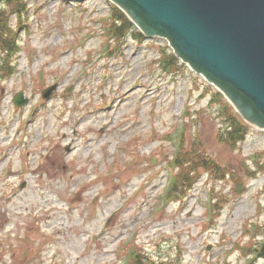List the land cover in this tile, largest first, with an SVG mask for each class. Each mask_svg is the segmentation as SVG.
I'll return each mask as SVG.
<instances>
[{
    "label": "rangeland",
    "instance_id": "374dc122",
    "mask_svg": "<svg viewBox=\"0 0 264 264\" xmlns=\"http://www.w3.org/2000/svg\"><path fill=\"white\" fill-rule=\"evenodd\" d=\"M113 5L0 6V264H263L264 127L220 142L218 90L165 38L111 39ZM177 147L217 167L167 193Z\"/></svg>",
    "mask_w": 264,
    "mask_h": 264
},
{
    "label": "water",
    "instance_id": "95a60500",
    "mask_svg": "<svg viewBox=\"0 0 264 264\" xmlns=\"http://www.w3.org/2000/svg\"><path fill=\"white\" fill-rule=\"evenodd\" d=\"M113 1L147 35L166 37L247 121L264 127V0ZM13 102L26 99L19 92Z\"/></svg>",
    "mask_w": 264,
    "mask_h": 264
},
{
    "label": "trees",
    "instance_id": "16d2710c",
    "mask_svg": "<svg viewBox=\"0 0 264 264\" xmlns=\"http://www.w3.org/2000/svg\"><path fill=\"white\" fill-rule=\"evenodd\" d=\"M3 2L10 4L11 0H4ZM14 2V1H12ZM117 14V25L113 26V32L117 37H123L127 32L132 30L133 25L130 20L125 16V14L116 10ZM5 13L0 11V51L7 50L8 41L3 38L8 30L6 29V22L4 19ZM2 20V21H1ZM5 26V29L4 27ZM4 29V30H3ZM3 30V34H2ZM219 112H221L223 121H224V130L219 134V140L222 141L229 147L236 146L247 134L248 125L239 117V115L234 111V109L227 103H221L219 107ZM191 157L184 158L181 163H177L179 167L178 177L181 175V179L179 180V185L182 186L184 184H191L194 182V174L199 169H214L215 163L211 160L206 154L200 151H195L194 148H191ZM257 257L264 259V242L261 244ZM131 264H171L168 262L157 263L156 260H152L147 256H140L138 253H135L132 258Z\"/></svg>",
    "mask_w": 264,
    "mask_h": 264
},
{
    "label": "bare ground",
    "instance_id": "6f19581e",
    "mask_svg": "<svg viewBox=\"0 0 264 264\" xmlns=\"http://www.w3.org/2000/svg\"><path fill=\"white\" fill-rule=\"evenodd\" d=\"M147 92H149V91H147ZM124 100V99H123ZM122 100V101H123ZM113 104V103H112ZM112 104L110 105V108H109V110L112 108ZM120 105V103H118L115 107H118Z\"/></svg>",
    "mask_w": 264,
    "mask_h": 264
}]
</instances>
